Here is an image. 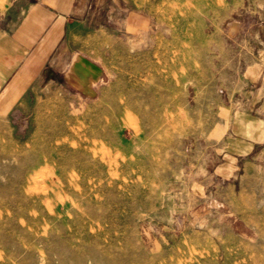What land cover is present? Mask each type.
<instances>
[{"label":"rangeland","instance_id":"rangeland-1","mask_svg":"<svg viewBox=\"0 0 264 264\" xmlns=\"http://www.w3.org/2000/svg\"><path fill=\"white\" fill-rule=\"evenodd\" d=\"M19 1L0 0V32ZM103 8L83 36L103 55L92 98L0 113V264H264V145L219 153L231 127L259 129L244 71L264 0Z\"/></svg>","mask_w":264,"mask_h":264},{"label":"crops","instance_id":"crops-1","mask_svg":"<svg viewBox=\"0 0 264 264\" xmlns=\"http://www.w3.org/2000/svg\"><path fill=\"white\" fill-rule=\"evenodd\" d=\"M103 5L104 0H21L11 6L14 21L1 26L0 32V113H7L3 108L9 101L42 99L45 92L61 93L80 104L92 98L102 83L103 55L83 49V36L102 29L97 19ZM244 75L246 84L256 87L250 92L245 88L244 98L260 117L253 122L259 129H246L239 136L234 131L241 126L231 127L232 134L219 151L223 159H245L264 145V51Z\"/></svg>","mask_w":264,"mask_h":264}]
</instances>
